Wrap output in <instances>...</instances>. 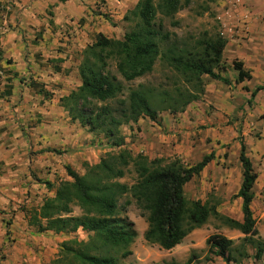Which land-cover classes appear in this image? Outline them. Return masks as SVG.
<instances>
[{
    "label": "crops",
    "instance_id": "0c3cea01",
    "mask_svg": "<svg viewBox=\"0 0 264 264\" xmlns=\"http://www.w3.org/2000/svg\"><path fill=\"white\" fill-rule=\"evenodd\" d=\"M137 1L0 0V209L4 212L0 249L8 245L3 216L14 215L9 230L17 237L4 249L9 259L15 251L33 247L30 233L49 249L65 235L47 231L35 236L27 224L18 226L19 193L29 191L30 203L41 205L61 180L70 179L65 165L76 168L81 160L96 163L112 149L107 140L101 144L82 140L81 126L71 120L63 98L81 84L79 66L87 47L98 33L122 38L123 16ZM222 2V33L227 41L225 71L220 74L229 83L202 75L204 93L198 100L181 112L162 111L158 122L140 117L122 134L124 146L149 158L178 156L185 164L214 152L184 191L191 199L215 203L220 213L242 220V199L233 197L242 181V141L258 173L251 208L257 222H264V0ZM244 18L248 31L232 34ZM232 60L241 61L251 78L236 81ZM213 195L216 198L210 200Z\"/></svg>",
    "mask_w": 264,
    "mask_h": 264
},
{
    "label": "trees",
    "instance_id": "16d2710c",
    "mask_svg": "<svg viewBox=\"0 0 264 264\" xmlns=\"http://www.w3.org/2000/svg\"><path fill=\"white\" fill-rule=\"evenodd\" d=\"M186 4L188 0L184 3L181 0H138L123 16L125 22L133 21V26L122 38H108L98 33L87 47L79 66L81 84L63 98L64 105L72 121L90 132H102L117 150L106 151L98 162L87 164L83 173L65 165L70 179L61 180L54 195L44 197L42 204L31 210L29 223L40 231L74 234L80 229L87 233V240L76 236L63 240L55 263L121 264L113 252L121 249L122 257L132 253L129 247L136 231L121 214L134 202L147 222L143 237L148 243L171 250L214 216L243 236L235 244L234 239L225 235L211 234L206 240L204 259L210 260L214 255L225 264H242L249 257L247 247L251 246L254 258L262 264L264 239L251 208L252 187L258 173L242 141L239 154L242 181L233 195L242 199V220L220 213L215 203L185 197V184L202 171L214 152L193 164H185L178 156L149 158L142 153L133 154L124 146L121 125L136 123L143 116L159 121L157 105L153 102L154 88L138 84L124 95L123 82L107 70L108 59L114 61L117 72L127 82L151 73L159 60L184 82L191 83L192 89L178 87L174 92H158V101L171 113L183 111L191 101L202 96V75L229 83V79L220 74L225 70L223 49L227 41L221 31L204 32L205 36L190 47L186 42L172 39L175 34L164 29L162 19L174 18ZM231 64L237 73L236 81L251 78L241 61L232 60ZM93 100L102 104L95 106ZM112 100L117 108L108 103ZM86 104L93 107L87 108ZM45 150L57 151L55 148ZM129 173L133 174L131 183L120 181ZM73 206L81 210L80 215L71 214ZM195 258L196 255L191 254L183 264H197Z\"/></svg>",
    "mask_w": 264,
    "mask_h": 264
},
{
    "label": "rangeland",
    "instance_id": "374dc122",
    "mask_svg": "<svg viewBox=\"0 0 264 264\" xmlns=\"http://www.w3.org/2000/svg\"><path fill=\"white\" fill-rule=\"evenodd\" d=\"M185 0H181L184 3ZM223 0H188V4L184 5L174 16V18H163L162 23L164 29L175 34L172 35V39H176L181 42H186L190 47L196 44V41L202 39L205 35L204 32H208L209 34H213L215 32H222V2ZM177 20L179 23L177 25H173L171 21ZM133 26V21L125 22V30L130 29ZM107 70L115 74L119 80H121L124 84V95L128 93V89L131 87H136L138 84H143L146 87H153V102L156 103V107L159 113L162 111H168L165 109L164 104L158 101V92L162 90H167L169 92H174L175 88H189L192 89L191 83H186L183 81L182 77L172 71L170 68H167L162 62L159 60L154 66V69L151 73H148L140 78H137L133 81H125L121 75L117 72L115 68L114 61L112 59L107 60ZM225 71V70H224ZM114 108H117V104L112 100L109 101ZM93 104L98 106L102 104V102H97L93 100ZM87 108L93 107V105L86 104ZM78 123V122H77ZM79 124V123H78ZM131 124V123H129ZM129 124H123L120 126L121 133L127 134ZM80 125V124H79ZM81 126V125H80ZM81 136L83 141L89 142H97L98 144L105 143L107 138L104 136L102 132L93 133L87 130L86 127L81 126ZM112 147V146H111ZM113 151H116L117 148L112 147ZM91 154V153H90ZM104 155L102 153L99 158ZM87 164L89 163L86 160H81L78 163V167L74 168L79 173H83L86 169ZM132 173L127 174L126 177L121 178L120 181L131 183L132 181ZM185 197L188 200H191V196L189 193H185ZM213 198H216L214 195ZM43 202V200H42ZM41 202V204H42ZM231 206L234 205V198L230 199ZM40 205H36L35 203H30L29 201V191H23L19 193L18 201L16 202L15 211L19 214V225L18 226H28L29 230L33 231V234L43 235L47 231L38 230L37 226L34 224H28L27 216L31 215V210L39 207ZM0 213H4L3 209H0ZM73 215H80L81 210L77 206L72 207ZM124 216L126 221L130 223V226L136 231V237L133 243L130 245L129 249L132 253L126 257L121 256L122 250L113 252L116 258H118L121 264H174L179 263L183 264L187 261L191 254H195V263L197 264H225L221 261L218 256H211L210 260H205L204 256L207 251L206 240L207 238L214 233H220L229 238L234 239L235 244L239 243L240 238L243 234H240L237 231L230 229L225 226L219 219L214 216H210L205 224L201 227L194 229L191 231L181 243L172 248L171 250H165L159 247L157 244H151L145 241L143 237V233L147 227V222L145 217L142 216L141 211L135 205L134 202L129 204L126 210L121 214ZM14 215L3 216V220L5 221V225L8 230L6 232L7 236V247L17 240L16 233L13 230H9L14 226ZM257 228L261 232V236L264 238V222L263 220H258ZM30 241H33V247L28 248L27 250H17L12 255V258L9 259V253L4 251L7 249L6 245L0 249V264H63V262L55 263L54 260L58 258L60 255V244L63 240L71 239L74 236L78 239L87 240V233L80 230L74 234H65L62 241L58 242V246L49 247L47 244H43V239H35L30 233ZM36 236V235H35ZM40 242V243H37ZM249 252V257L242 261L247 262V264H257L258 260L254 258V249L251 246L247 247ZM250 257L254 259H249ZM262 264H264V258L261 260ZM252 262V263H250Z\"/></svg>",
    "mask_w": 264,
    "mask_h": 264
},
{
    "label": "built area",
    "instance_id": "2783aa9c",
    "mask_svg": "<svg viewBox=\"0 0 264 264\" xmlns=\"http://www.w3.org/2000/svg\"><path fill=\"white\" fill-rule=\"evenodd\" d=\"M246 18L242 20V25L239 28L238 26L234 29V27L231 29L232 34H237V35H245V33L248 31L247 25H246ZM223 34V33H222ZM3 76V72L0 67V80Z\"/></svg>",
    "mask_w": 264,
    "mask_h": 264
}]
</instances>
